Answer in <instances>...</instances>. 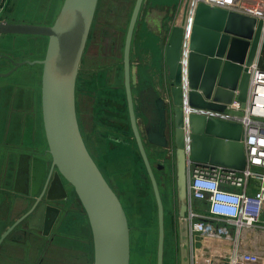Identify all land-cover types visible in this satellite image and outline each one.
<instances>
[{"label": "water", "instance_id": "water-1", "mask_svg": "<svg viewBox=\"0 0 264 264\" xmlns=\"http://www.w3.org/2000/svg\"><path fill=\"white\" fill-rule=\"evenodd\" d=\"M3 0H0V7ZM99 0H64L51 25L0 21V34L43 35L48 37L42 59L16 61L7 76L24 64L39 63L42 71V113L51 173L62 176L75 189L90 223L93 264H130L131 238L123 203L109 184L83 138L77 114L76 87L82 57L87 45ZM144 0H136L131 13L124 48V86L130 124L140 155L154 191L158 216L157 264H164L165 207L154 168L149 159L143 132L135 108L136 66L131 62V46ZM191 0H183L169 34L165 60L170 81L169 99L160 98V140L154 141L162 154L173 143L176 157L180 264H190V236L185 218L188 210L189 162L244 169L247 164L243 144V125L215 117H206L193 109L224 111L235 98L245 106L250 66L257 54H264L263 20L254 16L199 3L189 32L187 79L181 64L183 40ZM186 101V103L184 102ZM231 113L242 114L231 110ZM168 115V118H167ZM172 117L171 123L168 119ZM170 131V134H169ZM168 135V136H167ZM171 135V136H170ZM45 160L33 161L31 174L26 168L33 206L0 237V244L15 226L32 213L52 183L44 176ZM60 209L41 203L30 220L49 227V213Z\"/></svg>", "mask_w": 264, "mask_h": 264}, {"label": "crops", "instance_id": "crops-1", "mask_svg": "<svg viewBox=\"0 0 264 264\" xmlns=\"http://www.w3.org/2000/svg\"><path fill=\"white\" fill-rule=\"evenodd\" d=\"M63 1L3 0L0 7V21L51 25L57 18ZM161 13L159 10L154 12L157 16L162 15ZM139 41L138 55L140 62L136 66L137 83L133 87L135 90V108L139 126L145 130L143 138L145 145L147 143L150 145H147L146 149L149 157L153 159L152 164L154 168L156 167L157 174V169L161 172L166 163L172 164V167L176 168L175 151L171 155L172 158H169V148L166 147L165 153L162 154L160 148L154 142L159 141L161 135L158 103L160 98H164V95L165 101L170 97V81L168 80L165 49L158 44L157 33L151 30L149 32L145 31ZM47 44L48 37L43 35L0 34V63L2 60H9L2 55L11 57L10 54L14 55L18 52L23 55V59H42L45 56ZM16 50L18 51L16 52ZM22 69H26L25 72L15 79L10 76L18 69L7 76H0V237L7 230V194L13 203L11 204V215L17 217L19 212L16 211L18 209L16 200L35 199L31 196L28 179L25 177L26 168H29L31 174L34 160L42 159L46 161L51 157L48 151L42 113L43 65L36 63L29 68L23 67ZM0 73L3 72L0 71ZM139 112L143 119L140 118ZM171 120L172 117L168 119L169 123H171ZM94 131L91 129L89 134L93 135ZM109 131L104 134L100 128L99 134L101 135V142L103 141L104 152L98 151L97 148L100 165L97 164L106 178L113 177L121 180V172L130 166L131 159H133V155L128 150L132 147L131 143L134 145L135 143L132 140V135H128L129 132L123 131L122 134H117L118 132L110 133ZM123 139L129 141L126 142ZM18 161L23 162L25 172L22 177L15 178L14 169ZM7 166L9 169L8 176ZM131 177L134 184L135 172L133 170ZM114 183L119 188L118 190L122 196L125 192L124 200L126 195H129V190H134L133 184L130 189L123 186V184H118L116 180H114ZM69 185V182L62 176H58L53 179L48 192H46L48 199L60 209V212L56 215L54 229L57 233L54 242L58 247V260L51 263L45 256L43 263L38 260L42 253V240H36L34 237L30 239L29 236L23 239H12L8 242L7 248L6 236L0 244V264H77V262L79 264H92V241L82 234L81 227H79L83 221L88 220V216L75 207V194ZM80 215L82 221L77 223V217ZM75 223L78 225L77 231L75 230ZM87 225L89 226L90 223ZM75 231L80 234L79 237ZM33 233L35 235L36 232ZM241 237L238 239L237 249L249 251L242 250ZM195 243L200 247L197 250L198 255H200L198 257L201 259L199 261L196 259V263L204 264L207 260L205 258L208 257L210 260L207 261V264H216L215 257L219 255L220 251L215 247L213 249L206 247L205 240L197 239ZM193 245L190 242L191 264L194 263ZM246 247L251 248V245L248 244ZM7 253L9 256H7ZM84 257L89 259V263L83 260ZM261 257L264 260V255H261ZM220 258L223 263L225 259Z\"/></svg>", "mask_w": 264, "mask_h": 264}, {"label": "rangeland", "instance_id": "rangeland-1", "mask_svg": "<svg viewBox=\"0 0 264 264\" xmlns=\"http://www.w3.org/2000/svg\"><path fill=\"white\" fill-rule=\"evenodd\" d=\"M114 1V0H113ZM145 5L141 10V15L136 25L135 36H134V44L133 51L131 54V62L133 65L137 66L139 64L140 58L138 55V44L140 45L139 39L143 35V33L149 32V28L146 24V18L144 20V15L147 11V8L151 6V4L155 3L157 0H144ZM176 2V0H167V2ZM183 0H177L178 4L176 6V12L173 16L172 20H168L170 30L174 25V21L178 16L179 9L181 7ZM174 2H172L174 4ZM135 0L131 3V7L129 8L126 15H124L123 26L121 31L122 38V46L124 45L125 35L128 28V23L130 20V16L134 7ZM171 3V4H172ZM110 7L106 8L105 15L103 20L108 24L115 25L118 15L110 9H115L114 3L110 4ZM150 9V8H149ZM103 11L102 1L98 3V9L95 16V21H93V29L96 28V21H100ZM162 15L165 14V11H161ZM160 15V16H162ZM92 38V37H91ZM90 38V39H91ZM168 41V40H167ZM18 50H16L17 52ZM264 52V51H263ZM11 58L16 61H22L23 55L20 52L10 54ZM122 57L123 50L118 54V56H109L107 54H102L98 50L93 49L92 39L87 42L81 67H80V75L81 78L77 82L76 89V99H77V114L79 118V124L81 128V132L85 143L90 149V153L93 156L95 161L99 164L100 157L98 156V151L104 152L103 141L101 142V135L99 134L100 128L104 132V134L109 131L118 132L117 134H122L124 132H130V117L128 112V105L126 99V92L124 86V69L122 66ZM264 57V54H263ZM29 59V58H27ZM32 60V59H30ZM34 60V59H33ZM36 64V63H35ZM32 64H24L20 66L18 71H15L13 75L10 77L18 78L17 76L23 74L26 69H22L23 67H30ZM34 65V64H33ZM13 68L11 61L2 60L0 63V71L8 72ZM16 69V70H17ZM30 70V69H28ZM14 72V71H13ZM85 80H87L85 82ZM84 90V91H83ZM169 99V98H168ZM111 110L112 112H110ZM139 111V110H138ZM101 112V113H100ZM141 112V110H140ZM140 118H142L141 113ZM98 113H100L98 115ZM93 124L95 126H93ZM93 129L94 134L90 135L89 131ZM142 132L145 133L144 128ZM144 135V134H143ZM131 136V135H130ZM105 137V136H104ZM134 140V136H132ZM119 139V138H117ZM122 140V139H120ZM132 147L128 150L129 153L133 155V159H131L130 166L127 169H123L120 175L121 180L114 179L113 177H109L110 185L113 187L115 192L119 195L123 206L128 214V221L130 226V238H131V258L130 264H157V244H158V219H157V206L155 197L153 194L152 186L148 180V182H142L140 180V173L146 174V170L144 167V163H142L143 159L140 155L139 149L136 145L131 143ZM148 146L149 143H147ZM146 145V146H147ZM9 147V146H7ZM174 144L172 143L169 146L170 153H168L169 158H172L171 155L174 154ZM151 164L153 162L152 157L150 158ZM100 165V164H99ZM153 166V164H152ZM154 168V166H153ZM154 168L155 175L157 177L161 195L164 202L165 207V218H166V240H165V253H164V264H180V254L178 252V190H177V178H176V168L172 167V164L166 163V168H164L161 172ZM132 170L135 172V188L134 190H129V195H126L124 200L123 196H125V192L122 194L119 192V188L117 185L115 186L114 180L118 182V184H123L126 188H132ZM70 184V183H69ZM70 189L74 191L75 197V207L80 210L82 213L85 212L84 207L74 189V187L70 184ZM137 195V196H134ZM189 201V198H188ZM193 206L197 211H205L206 205L199 200H192ZM127 204V205H126ZM144 205V206H143ZM23 207V205H21ZM20 206V207H21ZM18 208L16 211H19ZM136 212V213H135ZM139 212V215L137 214ZM81 213V214H82ZM86 213V212H85ZM144 215V216H143ZM86 219V217L84 216ZM82 221V216L77 217V223ZM88 220L83 221L79 227H81V232L86 238L91 239L92 247H93V238L92 231ZM75 230H78V225L75 223ZM231 232L234 234L235 231L233 228H230ZM75 231V232H76ZM78 237L80 234L76 232ZM30 240V239H29ZM43 242V241H42ZM44 243V242H43ZM209 243V244H208ZM242 250H249L255 252L259 255H264V230H255L249 231L244 230L243 235L241 237ZM194 244L192 248L194 249V261L197 258V261L201 260L198 256V248H200L197 243ZM213 243L207 242L206 247L213 249ZM248 244L251 245V248L246 247ZM227 249L230 248V244H226ZM225 251H222L221 254L215 257V261L223 256ZM209 256V255H208ZM82 257V256H81ZM204 259V258H203ZM204 264H207L210 258H205ZM221 259V258H220ZM86 263H89V259L87 257L83 258ZM214 260V259H213ZM94 262V249L91 255V263ZM216 263V262H215ZM218 263V262H217ZM77 264H79L77 262ZM83 264V263H82Z\"/></svg>", "mask_w": 264, "mask_h": 264}, {"label": "built area", "instance_id": "built-area-1", "mask_svg": "<svg viewBox=\"0 0 264 264\" xmlns=\"http://www.w3.org/2000/svg\"><path fill=\"white\" fill-rule=\"evenodd\" d=\"M199 3L261 19L264 33V0H191L181 56L184 81L187 79L189 32ZM248 73V96L244 107L235 98L224 111L193 109L206 117L243 125L242 141L247 159L244 169L189 162V206L185 218L190 242L195 243L197 239L212 242L219 254L225 251L221 256L225 259L224 264H264L261 255L237 249L238 239L245 229L264 230V57L260 58V52L248 66ZM231 110L242 114L231 113ZM192 200L202 201L206 205L205 211H197ZM230 228L234 229V234ZM226 244H230L229 249ZM196 259L193 264H197Z\"/></svg>", "mask_w": 264, "mask_h": 264}, {"label": "flooded vegetation", "instance_id": "flooded-vegetation-1", "mask_svg": "<svg viewBox=\"0 0 264 264\" xmlns=\"http://www.w3.org/2000/svg\"><path fill=\"white\" fill-rule=\"evenodd\" d=\"M99 1L100 2L102 1V4H103V11H104V12H102L103 17L101 18L100 21H96L97 24H96L95 29H93V27H91V31H90L89 38H88L87 42H89V40L92 39L93 49L97 50V51L99 50L100 53H102V54H107V55L113 57V56H118V54H120V52L123 50V55H124L125 40H124V45L122 46L121 31H122V26H123L124 15L127 14L129 8L131 7V3L133 2V0H114V1L113 0H99ZM99 1H98V3H99ZM135 2H136V0H135ZM172 2H174V1H172ZM172 2H167V0H157L154 4L152 3L151 6H149L147 8V11L144 15V20L147 17L145 21H147L146 24H147L148 28L151 31L157 33L158 44L160 46L162 45L163 49H166L167 40H168L169 34H170V33H168V31L170 30L171 26H169L168 20L173 19V16L176 12V6L178 4L177 0H176V2H174V4ZM111 3H114L115 9H110V11H112V12L114 11L118 15V18H117L115 25L108 24L109 27H107V23L103 19H105L104 13L106 11V8L110 7ZM134 5H135V3H134ZM144 5H145V1H143L141 10L144 8ZM97 9H98V5H97ZM97 9L95 12V16L97 13ZM157 10L165 11V14L162 16H160V15L157 16L156 14H154V12ZM95 16H94V18H95ZM93 21H95V19H93ZM128 25H129V23H128ZM92 26H94L93 23H92ZM135 29H136V27H135ZM126 33H127V31H126ZM134 34H135V31H134ZM134 34H133V39H132L130 56H131L132 51H133L134 36H135ZM125 39H126V35H125ZM123 59H124V56L122 57V66L124 69ZM45 162H46V168H45L46 171H45L43 184H44L47 177L50 176L51 177L50 180L52 182L53 179L55 178V175H56V168H54L52 173H51L52 158L51 157L48 158ZM22 163L23 162L18 161L17 166L14 169L15 178L16 177H19V178L22 177L24 172H25V168H24ZM164 168H166V165ZM8 172H9V169L7 166V176H8ZM176 178H177V176H176ZM16 201H17L16 202L17 208H20V210L18 211L19 212L18 216L13 217L11 215V211H10L12 208L11 204H13V203H12V201H10V198L7 194V229L11 225H13L16 220H18L20 217H22L24 214H26L27 211H29V209L35 203L34 198H32V199L28 198L27 200L26 199H22V200L17 199ZM43 202L46 204H49L51 206H56V204L54 202H52L50 199H48L47 194L45 193L43 198L40 200V202L36 206L35 210L32 213H30L29 215L25 216L15 226V228L10 233L7 234V248H8V242L11 241L12 239H23L27 236H29V238L31 239L34 237L36 240H39V241L42 240L44 242V243H42L43 244L42 249H41L42 253L39 256L40 258L38 260L43 263L44 256H45V258L47 260H49L51 263L52 262L54 263L55 261L58 260V257H57L58 247L56 246V244L54 242L55 237L57 236V233L54 230L55 225H56V214L53 211L49 213V227H47V229H45L43 226L41 227L39 224H35V228H30V226H29L32 215L35 213L37 208ZM21 205H23V207ZM34 231L36 232L35 235L33 233ZM178 247H179L178 252L180 254L179 227H178ZM189 247H190V244H189ZM190 255H191V253H190ZM7 256H9L8 253H7ZM190 258H191V256H190ZM179 263H181L180 259H179ZM190 264H191V259H190Z\"/></svg>", "mask_w": 264, "mask_h": 264}, {"label": "trees", "instance_id": "trees-1", "mask_svg": "<svg viewBox=\"0 0 264 264\" xmlns=\"http://www.w3.org/2000/svg\"><path fill=\"white\" fill-rule=\"evenodd\" d=\"M12 65H13V64H12ZM80 78H81V75L78 76L77 82L79 81ZM86 81H87V80H85V82H86ZM86 83H87V82H86ZM76 89H77V88H76ZM83 91H84V90H83ZM100 113H101V112H100ZM100 113H98V115H99ZM129 120H130V119H129ZM93 126H95V125L93 124ZM128 135H132V136H134L133 131H132V128H131L130 132L128 133ZM125 139H126V138H125ZM125 139H123V140L126 141V142L129 141V140H125ZM133 141H134L135 145L137 146V143H136L135 138H134ZM137 148H138V146H137ZM138 151H139V150H138ZM142 161H143V160H142ZM142 163H144V162H142ZM144 167H145V165H144ZM145 170H146V168H145ZM146 174H147V172H146ZM139 175H140V180H141L142 182H146V181L148 182L149 179L144 178L142 173H140ZM149 182H150V184H151V181H150V180H149ZM135 183H136V182H134V184H133V185H134V188H135ZM109 184H110V183H109ZM151 186H152V184H151ZM112 188H113V187H112ZM136 188H137V185H136ZM136 188H135V189H136ZM152 190H153V188H152ZM153 194H154V191H153ZM118 196H119V195H118ZM134 196H137V195H134ZM154 197H155V195H154ZM155 201H156V199H155ZM143 206H144V205H143ZM156 206H157V204H156ZM135 213H136V212H135ZM128 214H129V213H127V216H128ZM137 214L139 215V212H137ZM143 216H144V215H143ZM157 219H158V216H157ZM165 225H166V218H165ZM165 240H166V238H165ZM215 262H216V264H223V263L221 262L220 258H218ZM217 262H218V263H217Z\"/></svg>", "mask_w": 264, "mask_h": 264}, {"label": "bare ground", "instance_id": "bare-ground-1", "mask_svg": "<svg viewBox=\"0 0 264 264\" xmlns=\"http://www.w3.org/2000/svg\"><path fill=\"white\" fill-rule=\"evenodd\" d=\"M158 11V10H157ZM246 230V229H245ZM249 231H255V230H249Z\"/></svg>", "mask_w": 264, "mask_h": 264}]
</instances>
